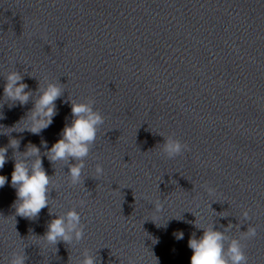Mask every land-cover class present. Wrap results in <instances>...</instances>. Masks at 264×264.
Wrapping results in <instances>:
<instances>
[{
    "label": "clouds",
    "instance_id": "obj_1",
    "mask_svg": "<svg viewBox=\"0 0 264 264\" xmlns=\"http://www.w3.org/2000/svg\"><path fill=\"white\" fill-rule=\"evenodd\" d=\"M23 80L24 77L19 72H9L3 88L4 98L8 101L19 102L20 105H26L31 94L26 91L28 85ZM63 91L60 83H47V86L40 91L26 119L30 121L31 126L23 128L22 131L26 129L33 134H39L49 127L56 115L55 102L62 96ZM94 103L92 99H87L85 102L73 101L71 105L73 119L70 124L64 126L60 134L61 138L50 149L47 148L46 142H42V146L47 149L45 155L51 162L76 161V163H70L68 168L71 185L82 183L85 159L96 141L100 126L104 124V116L94 108ZM19 144V140L11 139L8 146L0 147V169H3L7 162L8 148L19 149ZM161 146L163 154L169 159L188 150V145L174 135L164 137ZM32 157L35 159H30ZM95 173L97 177L103 175L102 165L95 166ZM7 182L8 178L0 175V188H3ZM51 183V177L45 171L40 158V148L30 144L19 159L14 156L11 186L16 190L17 196L13 204L15 215L29 220L38 217L41 210L49 206ZM205 190L212 191L207 186ZM80 204L83 206L84 202L81 201ZM153 205L155 212L160 213L163 210L160 200L153 202ZM50 214L53 213L50 212ZM241 215L245 220L249 219V210L242 209ZM195 226L202 229L203 234L199 238L193 234L188 241V247L192 250L190 264H247V256L240 239L229 237L224 231L216 230L211 225L206 228L200 227L195 221ZM84 230L85 225L81 223L80 213L72 208L63 216L55 214V218L50 220L41 238L51 245H56L61 241L80 242L84 239ZM242 233H244V238H253L256 236V228L249 225ZM176 239H183V232L177 233ZM25 261L24 251H14L8 264H25ZM79 264H96V258L88 250H84L83 259L79 261Z\"/></svg>",
    "mask_w": 264,
    "mask_h": 264
}]
</instances>
